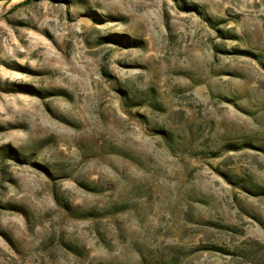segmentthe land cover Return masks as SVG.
I'll return each instance as SVG.
<instances>
[{
    "label": "rangeland",
    "instance_id": "1",
    "mask_svg": "<svg viewBox=\"0 0 264 264\" xmlns=\"http://www.w3.org/2000/svg\"><path fill=\"white\" fill-rule=\"evenodd\" d=\"M25 1L0 264H264V0Z\"/></svg>",
    "mask_w": 264,
    "mask_h": 264
},
{
    "label": "trees",
    "instance_id": "2",
    "mask_svg": "<svg viewBox=\"0 0 264 264\" xmlns=\"http://www.w3.org/2000/svg\"><path fill=\"white\" fill-rule=\"evenodd\" d=\"M32 1H40V0H26L24 3H29V2H32Z\"/></svg>",
    "mask_w": 264,
    "mask_h": 264
},
{
    "label": "bare ground",
    "instance_id": "3",
    "mask_svg": "<svg viewBox=\"0 0 264 264\" xmlns=\"http://www.w3.org/2000/svg\"><path fill=\"white\" fill-rule=\"evenodd\" d=\"M14 1H19V0H14Z\"/></svg>",
    "mask_w": 264,
    "mask_h": 264
},
{
    "label": "water",
    "instance_id": "4",
    "mask_svg": "<svg viewBox=\"0 0 264 264\" xmlns=\"http://www.w3.org/2000/svg\"><path fill=\"white\" fill-rule=\"evenodd\" d=\"M1 1V0H0Z\"/></svg>",
    "mask_w": 264,
    "mask_h": 264
}]
</instances>
